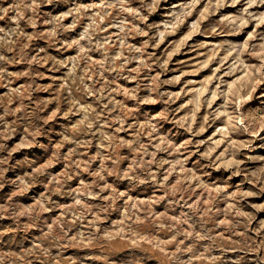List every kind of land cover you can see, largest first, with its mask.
<instances>
[{
  "label": "rangeland",
  "instance_id": "obj_1",
  "mask_svg": "<svg viewBox=\"0 0 264 264\" xmlns=\"http://www.w3.org/2000/svg\"><path fill=\"white\" fill-rule=\"evenodd\" d=\"M0 264H264V0H0Z\"/></svg>",
  "mask_w": 264,
  "mask_h": 264
}]
</instances>
